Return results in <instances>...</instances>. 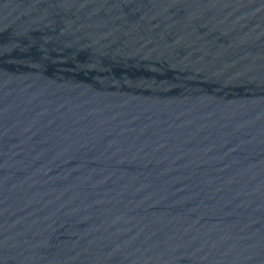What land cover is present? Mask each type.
<instances>
[{
	"label": "water",
	"instance_id": "1",
	"mask_svg": "<svg viewBox=\"0 0 264 264\" xmlns=\"http://www.w3.org/2000/svg\"><path fill=\"white\" fill-rule=\"evenodd\" d=\"M0 190L72 264H264V0H0Z\"/></svg>",
	"mask_w": 264,
	"mask_h": 264
}]
</instances>
